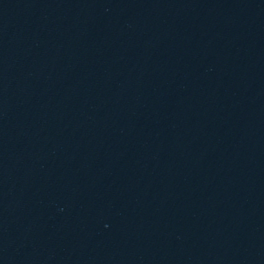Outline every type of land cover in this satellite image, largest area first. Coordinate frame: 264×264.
<instances>
[{
    "label": "water",
    "instance_id": "95a60500",
    "mask_svg": "<svg viewBox=\"0 0 264 264\" xmlns=\"http://www.w3.org/2000/svg\"><path fill=\"white\" fill-rule=\"evenodd\" d=\"M0 264H264V0H0Z\"/></svg>",
    "mask_w": 264,
    "mask_h": 264
}]
</instances>
